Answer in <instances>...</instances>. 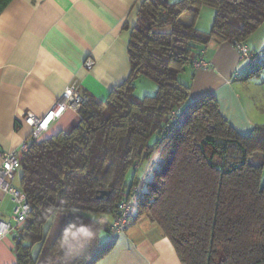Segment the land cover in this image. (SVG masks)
Returning <instances> with one entry per match:
<instances>
[{"label": "trees", "instance_id": "1", "mask_svg": "<svg viewBox=\"0 0 264 264\" xmlns=\"http://www.w3.org/2000/svg\"><path fill=\"white\" fill-rule=\"evenodd\" d=\"M10 1L0 0V11ZM202 5L214 9L208 31L196 27ZM263 22L264 0H140L135 24L123 25L127 78L104 99L83 92L75 126L20 154L18 184L31 209L14 264H94L112 249L108 226L136 184L138 215L160 227L182 264H264V124L239 133L214 94L190 100L178 77L197 70L199 45L245 42ZM263 67L264 58L243 77ZM139 77L155 91L135 95ZM154 153L147 180L143 163Z\"/></svg>", "mask_w": 264, "mask_h": 264}, {"label": "crops", "instance_id": "2", "mask_svg": "<svg viewBox=\"0 0 264 264\" xmlns=\"http://www.w3.org/2000/svg\"><path fill=\"white\" fill-rule=\"evenodd\" d=\"M139 1L11 0L0 11V149H18L29 133L24 114L46 113L70 82L82 93L104 99L127 78L128 30L123 25L135 24ZM208 28L198 27L202 31ZM244 43L250 51L264 48V22ZM198 49L213 67L194 70L187 66L179 74V80L189 85V99L214 94L220 113L239 133L264 124V109L259 110L255 97L244 89L251 77H234L240 61L233 43L210 41ZM86 57L94 59L89 69L82 65ZM258 78L264 81V69ZM78 122L77 110L67 108L44 136L67 131ZM156 167L154 153L143 163L146 178ZM18 181L14 184L19 186ZM0 198V217L8 219L10 213L2 209L8 197L0 191ZM145 217L139 215L133 225L117 234L112 249L94 264H182L160 227L144 221ZM4 238L11 241L0 245V264H14V238Z\"/></svg>", "mask_w": 264, "mask_h": 264}, {"label": "built area", "instance_id": "3", "mask_svg": "<svg viewBox=\"0 0 264 264\" xmlns=\"http://www.w3.org/2000/svg\"><path fill=\"white\" fill-rule=\"evenodd\" d=\"M234 47L239 54L240 66L236 70L234 77H241L249 71L254 64L260 62L264 58L263 50L250 51L247 45L242 41H234ZM94 64V59L86 57L83 60L84 68H91ZM192 64L196 69H211L213 66L210 62L203 59L202 54L192 58ZM85 96L78 89L75 82H70L64 89L61 97L55 104L43 115H37L32 111H27L23 116V123L29 127L27 138L22 140L18 149L5 150L0 149V191L5 194L12 203V209L8 219L0 217V240L7 236L12 235L13 238H18L20 231L26 221L27 215L31 209L30 202L24 191L16 184L14 180L17 178L20 170V154L27 150L31 140L42 138L51 123L61 116L67 109L72 108L77 110L80 103L84 100ZM173 118L176 117V112H172ZM135 168H139V163L135 162ZM137 184L130 187L127 193L117 203L116 211L108 226L111 235L123 232L128 224L129 218L132 215L133 203ZM0 198V204H1Z\"/></svg>", "mask_w": 264, "mask_h": 264}, {"label": "rangeland", "instance_id": "4", "mask_svg": "<svg viewBox=\"0 0 264 264\" xmlns=\"http://www.w3.org/2000/svg\"><path fill=\"white\" fill-rule=\"evenodd\" d=\"M172 1H176V0H172ZM212 16H213V11H212V7L208 6V5H202L199 9V14H198V17H197V21H196V27H200L201 25L202 26H208L210 29L211 27V24H212ZM206 31V30H204ZM254 33V32H253ZM252 33V34H253ZM251 34V35H252ZM250 35V36H251ZM249 36V37H250ZM264 67L261 69L263 70ZM260 70V71H261ZM258 73L256 74H253L251 75V80L248 81L249 83L245 86V91L249 94V96H254L255 99L257 100V103H258V107H259V110L261 109H264V81L263 80H258ZM250 78V77H249ZM134 84H135V95L137 96H143L145 95L146 93H152L155 91L154 87L156 88L155 86V83L148 79V78H144V77H139L137 78L135 81H134ZM257 84V85H256ZM260 84V85H259ZM262 119L264 120V113L262 112ZM260 124V123H259ZM262 124V123H261ZM258 160V156H255L252 161L255 163L257 162ZM150 162V161H149ZM154 163V159L151 160V165ZM142 174V172L140 173ZM130 176H131V173L129 172L128 176H127V181H129L130 179ZM149 177H151V173L148 175V179ZM261 179L262 181H264V166L262 168V173H261ZM17 178L14 180L15 183H17ZM6 198V206H2V209L4 210V212L6 213H10L11 212V209H12V203L10 204V200ZM136 202V199L135 201ZM135 203H134V210L132 212V215L128 221V224H127V227L126 229L128 228V226H131L133 225L134 221L136 220V218L139 216L136 209H135ZM147 215V214H146ZM151 221L149 216L147 215V217H145L144 221ZM149 224V223H148ZM10 235V234H9ZM101 240L103 241L104 240V234L102 233L101 234ZM11 241L10 238L8 239H5L4 237L0 240V245H4L5 243ZM36 251V246L33 247V252Z\"/></svg>", "mask_w": 264, "mask_h": 264}, {"label": "water", "instance_id": "5", "mask_svg": "<svg viewBox=\"0 0 264 264\" xmlns=\"http://www.w3.org/2000/svg\"><path fill=\"white\" fill-rule=\"evenodd\" d=\"M109 192L108 191H101L98 195L99 198L103 197L104 195H108Z\"/></svg>", "mask_w": 264, "mask_h": 264}]
</instances>
